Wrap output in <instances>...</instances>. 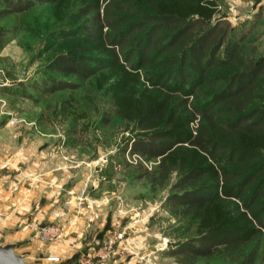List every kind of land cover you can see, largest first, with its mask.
<instances>
[{
	"label": "rangeland",
	"instance_id": "rangeland-1",
	"mask_svg": "<svg viewBox=\"0 0 264 264\" xmlns=\"http://www.w3.org/2000/svg\"><path fill=\"white\" fill-rule=\"evenodd\" d=\"M30 1L34 4L27 10L7 15L2 12L8 6L0 2V220L31 219L26 226L43 248L39 264H181L169 253L198 235L199 221L174 215L169 188L153 190L138 179L131 165L141 159L125 151L145 132L123 113L155 103L160 93L122 55L121 64H96L116 56L93 38L92 14L83 12L95 3L102 13L108 2L117 1L128 20L144 21L153 13L150 0ZM156 2L160 12L229 22L228 38L243 37L247 55L256 50L253 57H264V0ZM136 39L134 49L141 41ZM61 57L91 59L96 72L86 80L65 75L58 66ZM239 69L234 63L212 74L220 79ZM54 80L77 87L44 91ZM163 83L175 96L187 87L174 78ZM217 85L222 87L223 80ZM258 86L251 108L264 111V76ZM194 126L190 123L189 130ZM157 162L144 164L151 168ZM260 183L264 188V176ZM3 205H12L5 214ZM23 205L28 208L18 212ZM35 222L58 227L59 236L42 240L32 228ZM197 264L230 263L201 259Z\"/></svg>",
	"mask_w": 264,
	"mask_h": 264
},
{
	"label": "trees",
	"instance_id": "trees-1",
	"mask_svg": "<svg viewBox=\"0 0 264 264\" xmlns=\"http://www.w3.org/2000/svg\"><path fill=\"white\" fill-rule=\"evenodd\" d=\"M0 2L8 6L2 15L25 11L34 4L30 0ZM150 2L153 13H146L144 21L128 20L125 13H119L124 7L117 1L108 2L102 13L95 3L83 10L84 15L92 14L93 38L99 37L116 56L96 64H121L122 55L125 63L132 62L134 69L145 72L152 90L161 96L136 113H123L145 132L125 148L141 159L131 166L137 169V178L149 182L153 190L169 188L167 202L174 215L199 221L198 235L169 253L179 263L218 259L230 264H262L264 111L251 105L264 76V57H253L256 50L253 56L247 55L243 37L229 39L231 24L227 21L210 23L202 16L160 12L159 3ZM138 36L141 41L134 49ZM90 61L61 57L58 66L63 74L86 80L96 72ZM234 63L240 69L232 74L220 79L212 74L215 68ZM164 67L171 71H161ZM165 78L181 82L182 88L187 84L185 91L175 96L163 83ZM219 80L224 82L220 88ZM76 87L58 80L45 90L37 85L47 92ZM181 128L186 132H178ZM155 158L154 167L145 166Z\"/></svg>",
	"mask_w": 264,
	"mask_h": 264
},
{
	"label": "crops",
	"instance_id": "crops-1",
	"mask_svg": "<svg viewBox=\"0 0 264 264\" xmlns=\"http://www.w3.org/2000/svg\"><path fill=\"white\" fill-rule=\"evenodd\" d=\"M12 205H3V212L7 213ZM25 205L18 207V212H24ZM31 219H1L0 230L3 232L0 235L2 243H16L17 253L25 255L30 264H39L40 255L43 248L41 243L35 237L33 232L29 229L28 221ZM46 220V219H40ZM52 220V219H49Z\"/></svg>",
	"mask_w": 264,
	"mask_h": 264
},
{
	"label": "water",
	"instance_id": "water-1",
	"mask_svg": "<svg viewBox=\"0 0 264 264\" xmlns=\"http://www.w3.org/2000/svg\"><path fill=\"white\" fill-rule=\"evenodd\" d=\"M3 232L0 231V235ZM0 264H30L25 255L17 253L16 243H2L0 238Z\"/></svg>",
	"mask_w": 264,
	"mask_h": 264
},
{
	"label": "built area",
	"instance_id": "built-area-1",
	"mask_svg": "<svg viewBox=\"0 0 264 264\" xmlns=\"http://www.w3.org/2000/svg\"><path fill=\"white\" fill-rule=\"evenodd\" d=\"M32 228L38 233V235L44 241H54V239H56L57 236H59L58 227L53 225H41L40 223L35 222L32 224Z\"/></svg>",
	"mask_w": 264,
	"mask_h": 264
}]
</instances>
